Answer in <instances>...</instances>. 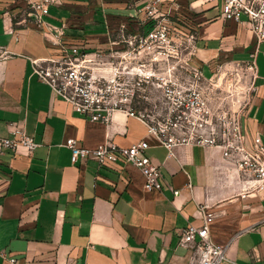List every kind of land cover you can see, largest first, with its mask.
<instances>
[{
	"label": "crops",
	"instance_id": "0c3cea01",
	"mask_svg": "<svg viewBox=\"0 0 264 264\" xmlns=\"http://www.w3.org/2000/svg\"><path fill=\"white\" fill-rule=\"evenodd\" d=\"M146 2L63 0L43 17L64 27L68 42L107 47L112 31L137 26ZM163 8L196 32L195 62L203 69L247 60L256 47L248 24L225 19L213 2L163 0ZM0 45L6 51L0 56V137L15 122L39 142L33 152L23 145L0 151V264H189L179 233L190 222L203 223V203L217 214L211 234L227 255L220 264H264V189L242 196L245 181L220 148L180 144L169 154L136 117L116 111L106 124L74 111L34 72L35 59L59 50L43 37L24 0H0ZM253 89L242 109L248 143L264 134L262 52ZM68 137L88 146L149 138L164 187L147 191L143 173L131 163L73 161Z\"/></svg>",
	"mask_w": 264,
	"mask_h": 264
},
{
	"label": "built area",
	"instance_id": "2783aa9c",
	"mask_svg": "<svg viewBox=\"0 0 264 264\" xmlns=\"http://www.w3.org/2000/svg\"><path fill=\"white\" fill-rule=\"evenodd\" d=\"M24 1L43 37L59 50L55 56L35 59L34 72L74 111L106 124L116 111L136 117L169 154L180 144L218 147L245 181L242 196L250 189H264V134L256 133L248 143L242 110L228 108L222 103L225 98L215 102L212 92L217 84L216 71L207 76L203 66L195 62L196 32L181 26L174 18L175 12L163 8V0H147L140 9L137 26L121 25L111 32L109 46L95 48L68 42L64 27L44 19L50 7L60 6L63 0ZM207 1L219 6L225 19L246 22L253 31L257 44L249 59L224 62V67L239 70L240 66L255 82L257 55L264 54V0ZM6 13L18 23L25 21L24 17L17 19L16 13ZM5 53L0 45V56ZM65 144L71 149L73 161L93 157L100 165L131 163L143 173L147 191L160 190L165 185L160 164L148 153L151 143L147 137L127 145L108 138L96 146L68 137ZM20 145L33 152L39 142L11 122L10 134L0 137V151H15ZM200 208L203 223L190 222L183 227L178 244L190 251L189 264H220L227 255L225 245L211 234L217 214L208 203Z\"/></svg>",
	"mask_w": 264,
	"mask_h": 264
},
{
	"label": "rangeland",
	"instance_id": "374dc122",
	"mask_svg": "<svg viewBox=\"0 0 264 264\" xmlns=\"http://www.w3.org/2000/svg\"><path fill=\"white\" fill-rule=\"evenodd\" d=\"M176 17L177 16H174L175 19H177ZM185 21V19H181L177 22L187 27ZM217 65H219V63H216V65L214 66H210L211 68L205 66L203 69L204 73L207 76L211 75L212 71H216L215 73L217 84L215 87L216 89L212 92L213 99L216 103H221L222 98H225L222 103H226L228 108L234 110H242L246 105L250 104V102L252 101L254 93L253 87L255 83L254 79L247 72L244 73L243 71L245 70L240 69V66L239 70L237 68H234L235 66H231L230 70H227L228 67L225 68V64L221 66Z\"/></svg>",
	"mask_w": 264,
	"mask_h": 264
}]
</instances>
